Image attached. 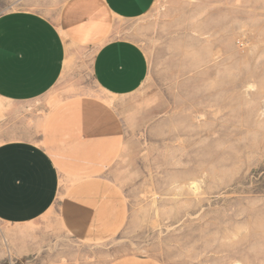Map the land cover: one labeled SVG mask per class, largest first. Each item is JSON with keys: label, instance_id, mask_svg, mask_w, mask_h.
<instances>
[{"label": "rangeland", "instance_id": "rangeland-1", "mask_svg": "<svg viewBox=\"0 0 264 264\" xmlns=\"http://www.w3.org/2000/svg\"><path fill=\"white\" fill-rule=\"evenodd\" d=\"M63 1L0 0V15L55 19ZM115 29L150 66L142 88L119 101L139 105L142 134L115 169L131 219L101 248L102 264L129 253L172 263L173 237L177 251L209 252L198 264H264V0H155ZM91 58L77 52L40 100L102 98Z\"/></svg>", "mask_w": 264, "mask_h": 264}, {"label": "crops", "instance_id": "crops-1", "mask_svg": "<svg viewBox=\"0 0 264 264\" xmlns=\"http://www.w3.org/2000/svg\"><path fill=\"white\" fill-rule=\"evenodd\" d=\"M154 3L64 0L55 19L32 10L0 15V264H102L101 248L127 229L131 210L115 169L140 144L142 130L139 105L119 101L142 88L150 65L115 23L143 18ZM85 49L104 98L47 106L40 99ZM172 241L168 264L209 258L177 251ZM104 264L167 263L129 253Z\"/></svg>", "mask_w": 264, "mask_h": 264}]
</instances>
